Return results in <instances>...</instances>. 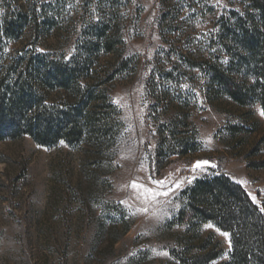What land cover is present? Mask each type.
Wrapping results in <instances>:
<instances>
[{
	"label": "rangeland",
	"instance_id": "obj_1",
	"mask_svg": "<svg viewBox=\"0 0 264 264\" xmlns=\"http://www.w3.org/2000/svg\"><path fill=\"white\" fill-rule=\"evenodd\" d=\"M255 19L254 0H0V76L28 68L54 119L0 141V264L229 263L187 193L226 175L263 205L262 105L214 78L242 79Z\"/></svg>",
	"mask_w": 264,
	"mask_h": 264
},
{
	"label": "trees",
	"instance_id": "obj_2",
	"mask_svg": "<svg viewBox=\"0 0 264 264\" xmlns=\"http://www.w3.org/2000/svg\"><path fill=\"white\" fill-rule=\"evenodd\" d=\"M254 8L258 19L241 25L233 36L239 53L244 52L238 71L242 79L230 81L220 71H214V78L239 104L259 101L264 109V0H254ZM30 74L28 68L17 67L0 76V141L25 133L44 143V137L54 134V119L40 115L42 103L36 104L32 95L41 82ZM187 196L191 219L213 221L231 234L227 264H264V201L262 207L256 204L242 185L226 175L196 181Z\"/></svg>",
	"mask_w": 264,
	"mask_h": 264
},
{
	"label": "snow or ice",
	"instance_id": "obj_3",
	"mask_svg": "<svg viewBox=\"0 0 264 264\" xmlns=\"http://www.w3.org/2000/svg\"><path fill=\"white\" fill-rule=\"evenodd\" d=\"M260 114L262 115V116H264V109H262L261 111H260ZM195 167H201V162H197V164L195 165ZM133 187H135V184H133ZM166 194V193H165ZM262 211H264V209H262ZM223 235H225V236H228L229 234L228 233H222Z\"/></svg>",
	"mask_w": 264,
	"mask_h": 264
}]
</instances>
